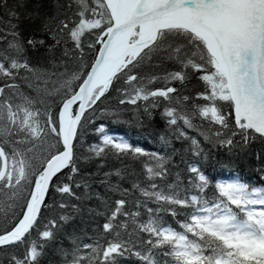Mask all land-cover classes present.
<instances>
[{
	"label": "snow or ice",
	"instance_id": "6c2138e0",
	"mask_svg": "<svg viewBox=\"0 0 264 264\" xmlns=\"http://www.w3.org/2000/svg\"><path fill=\"white\" fill-rule=\"evenodd\" d=\"M0 264H264V0H0Z\"/></svg>",
	"mask_w": 264,
	"mask_h": 264
}]
</instances>
